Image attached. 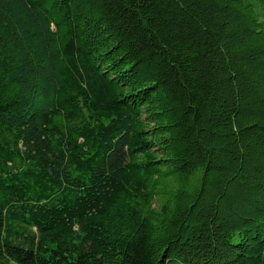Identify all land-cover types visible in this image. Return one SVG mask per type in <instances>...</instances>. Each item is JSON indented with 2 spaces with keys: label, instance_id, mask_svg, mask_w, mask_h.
Returning <instances> with one entry per match:
<instances>
[{
  "label": "trees",
  "instance_id": "16d2710c",
  "mask_svg": "<svg viewBox=\"0 0 264 264\" xmlns=\"http://www.w3.org/2000/svg\"><path fill=\"white\" fill-rule=\"evenodd\" d=\"M0 264H264V0H0Z\"/></svg>",
  "mask_w": 264,
  "mask_h": 264
}]
</instances>
